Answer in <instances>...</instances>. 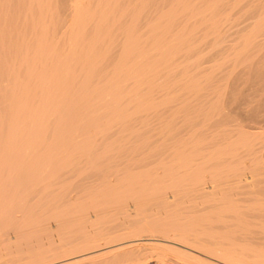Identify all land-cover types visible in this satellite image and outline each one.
I'll return each mask as SVG.
<instances>
[{"label":"bare ground","instance_id":"6f19581e","mask_svg":"<svg viewBox=\"0 0 264 264\" xmlns=\"http://www.w3.org/2000/svg\"><path fill=\"white\" fill-rule=\"evenodd\" d=\"M242 78L264 0H0V264H264Z\"/></svg>","mask_w":264,"mask_h":264},{"label":"rangeland","instance_id":"374dc122","mask_svg":"<svg viewBox=\"0 0 264 264\" xmlns=\"http://www.w3.org/2000/svg\"><path fill=\"white\" fill-rule=\"evenodd\" d=\"M167 7H168V1L165 2V6L163 7V9L165 10V9H167ZM178 26H179V25H178ZM196 30H198V31H196V35H195V36L198 38V40L195 39V41L198 42V43H197L198 46H200V45L203 46L204 44H202V43H203L202 41H201V42H202L201 44L199 43V42H200V41H199V38H200L199 35L201 34V32L199 31V29H196ZM197 32H198V33H197ZM201 46H200V48H201ZM205 47H206V45L203 46V52L205 51V52L207 53V55H210V54L212 55L213 52H211V51H213V49H210L209 47H207V48L210 50V51H209V50H208L207 48H205ZM204 48H205V49H204ZM205 52H204V53H205ZM209 52H210V53H209ZM211 55H210V56H211ZM210 56H209L208 58H207L206 56L204 57V60H203V63H202L203 66H209V65L213 62V57H212V56L210 57ZM209 59H210V60H209ZM211 60H212V61H211ZM207 61H208V62H207ZM206 63H207V64H206ZM242 80H243V81H242ZM242 80H239V81H238L237 89H238V91H240V92H242V93L245 91V94H247V93L251 90V89H250V85H251V84H250L249 80L247 81V79H245V78H242ZM244 82H245V83H244ZM239 83H241V84L244 83V84H243V85H241V84L239 85ZM246 83H247V84H246ZM245 84H246V86H248L249 88L246 87ZM242 86H243V87H242ZM244 86H245V88H244ZM241 87H242V88H241ZM263 87H264V85H263ZM240 89H243L244 91H242V90H240ZM245 89H248V90H247L248 92H246ZM263 90H264V89H263ZM249 93H252V94H253L252 90H251ZM258 93H259V92H258ZM258 93L253 94V95H255L254 98H255L256 96H258V97H256L257 99H258L260 96L263 97V95H264V91L261 92L260 95H259ZM252 94H250V95H252ZM256 94H258V95H256ZM250 97H253V96H250ZM255 100H256V99H255ZM252 125H254V124H252ZM257 130L260 132V135H258L259 137H257L256 140H257V141L260 140V141H261V144H263V143H264V142H263V141H264V136H263V134H264V129H259V128L256 129V130H254V129H250V131H257ZM260 130H261V131H260ZM261 132H263V133H261ZM260 138H261V139H260ZM260 141H258L259 144H260ZM261 144H260V145H261ZM0 249H1V246H0ZM55 256H56V255H55ZM52 257H54V256H52ZM4 258H6V256H4L3 259L0 260V262H1L2 260L4 261ZM171 259H172L171 262L167 261V260H171ZM3 261H2V262H3ZM166 261H167L168 264H169V263H170V264H173V263L175 262L173 258L166 259ZM172 262H173V263H172ZM118 264H120V263H118ZM153 264H154V262H153ZM174 264H176V262H175Z\"/></svg>","mask_w":264,"mask_h":264}]
</instances>
